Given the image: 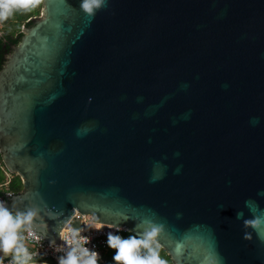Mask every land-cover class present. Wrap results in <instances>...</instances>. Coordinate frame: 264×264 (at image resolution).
Returning a JSON list of instances; mask_svg holds the SVG:
<instances>
[{
    "label": "water",
    "instance_id": "1",
    "mask_svg": "<svg viewBox=\"0 0 264 264\" xmlns=\"http://www.w3.org/2000/svg\"><path fill=\"white\" fill-rule=\"evenodd\" d=\"M105 3L42 0L5 56L22 190L0 201L55 244L78 211L137 237L151 221L174 264H264V0Z\"/></svg>",
    "mask_w": 264,
    "mask_h": 264
},
{
    "label": "clouds",
    "instance_id": "2",
    "mask_svg": "<svg viewBox=\"0 0 264 264\" xmlns=\"http://www.w3.org/2000/svg\"><path fill=\"white\" fill-rule=\"evenodd\" d=\"M40 0H0V22L8 19L14 10H27L30 6L38 4ZM106 6L105 0H82L81 7L87 13L95 15L94 9ZM247 203V202H246ZM37 208H26L24 211L16 209L15 215L13 209L5 207L3 201H0V252L5 256L11 255L9 264H28L33 259V255L28 251L24 241L23 232L27 231L28 236H33L31 231L34 217L38 215ZM241 214L238 213L239 218ZM261 223L259 219L244 221L245 226L256 227ZM149 228H146L138 238L135 235L122 238L120 235L108 233L107 245L115 250L112 260L115 264H167L160 257L159 244L153 246L160 228L148 221ZM89 225V224H88ZM97 230L103 227V224L97 223L90 225ZM117 231H120L117 228ZM67 251L64 255L57 257V264H99L100 254L86 247L90 243V237L80 235V230L69 227L67 235L63 232L59 234ZM245 239H250V234L245 233ZM55 242H50V247ZM141 249H146V254H141ZM55 251H61L57 247ZM0 264H3L0 258ZM44 264H47L45 261Z\"/></svg>",
    "mask_w": 264,
    "mask_h": 264
},
{
    "label": "built area",
    "instance_id": "3",
    "mask_svg": "<svg viewBox=\"0 0 264 264\" xmlns=\"http://www.w3.org/2000/svg\"><path fill=\"white\" fill-rule=\"evenodd\" d=\"M0 168L3 171L5 177L7 178V181L10 180V178L12 177V173H10L2 164H0ZM6 195L10 196L12 195V193L7 192ZM74 218L79 219L80 227H74L72 225ZM97 223L98 222L92 220V217L90 215L82 214L79 213L78 211H75V213H73V215L67 220V222L61 229L60 233L63 232L65 235H67V229L69 227L80 230V235L90 237V243H88L86 247H88L89 249H93L100 254L99 264H108L104 254L108 248L106 241L109 232L105 231L103 228L97 230L90 226L92 224H97ZM103 226L110 227L108 225H103ZM110 232H112L115 235V233L117 232V228H112ZM33 233L34 235L31 237L28 236L27 231H24L22 233L24 236L23 242L28 248V251L33 255V259L28 261V264H34V263L44 264L45 261L47 262V264H52V263L57 264V257L64 255L65 252L68 250L67 247L64 246L61 238L59 237V244H53L50 247L49 241L44 240L35 232ZM57 247L61 248V251H55L54 249H56ZM0 258H2L3 264H9V261L12 259L11 255L5 256L1 252H0Z\"/></svg>",
    "mask_w": 264,
    "mask_h": 264
},
{
    "label": "trees",
    "instance_id": "4",
    "mask_svg": "<svg viewBox=\"0 0 264 264\" xmlns=\"http://www.w3.org/2000/svg\"><path fill=\"white\" fill-rule=\"evenodd\" d=\"M41 1L42 0H40L38 4L30 6L27 10L24 9L14 10L12 14L8 17V19H11L14 22L16 28L15 31H13L11 30L12 27H10L9 29H5L4 32L0 34V68L5 62V56L7 55V53L11 52V46L16 45L20 40L21 35L23 34L21 28L23 26L31 25L33 18L40 14L41 6H42ZM0 164L3 165L1 157H0ZM2 175H4V173L0 168V198L5 197L7 192L15 194L22 190V182L18 175L12 174V177L8 181L5 175L4 176ZM117 232L115 233V235H117ZM119 235L122 238H128V236H131L133 234H131L126 230H120ZM155 245L156 243L153 242V246ZM146 251H147L146 249H141V254H146ZM158 251L160 257L164 259L167 262V264H174L170 256L161 246H159ZM114 253H115L114 249L109 247L107 248V251L105 252L104 256L108 264H115V262L112 260Z\"/></svg>",
    "mask_w": 264,
    "mask_h": 264
},
{
    "label": "rangeland",
    "instance_id": "5",
    "mask_svg": "<svg viewBox=\"0 0 264 264\" xmlns=\"http://www.w3.org/2000/svg\"><path fill=\"white\" fill-rule=\"evenodd\" d=\"M41 5H42V1H41ZM40 15H41V11H40L39 16ZM3 23L5 24V27H4V24ZM10 27H12L11 30L15 31L16 26H15L14 22L11 19H7L4 22L3 21L0 22V34H2L5 29H9ZM21 30H23V27L21 28ZM117 235H119V231L117 232ZM34 264H36V263H34ZM52 264H54V263H52Z\"/></svg>",
    "mask_w": 264,
    "mask_h": 264
},
{
    "label": "bare ground",
    "instance_id": "6",
    "mask_svg": "<svg viewBox=\"0 0 264 264\" xmlns=\"http://www.w3.org/2000/svg\"><path fill=\"white\" fill-rule=\"evenodd\" d=\"M2 176H4V175H2ZM14 192V191H13ZM16 192V191H15Z\"/></svg>",
    "mask_w": 264,
    "mask_h": 264
},
{
    "label": "crops",
    "instance_id": "7",
    "mask_svg": "<svg viewBox=\"0 0 264 264\" xmlns=\"http://www.w3.org/2000/svg\"><path fill=\"white\" fill-rule=\"evenodd\" d=\"M2 253V252H1ZM3 254V253H2Z\"/></svg>",
    "mask_w": 264,
    "mask_h": 264
}]
</instances>
